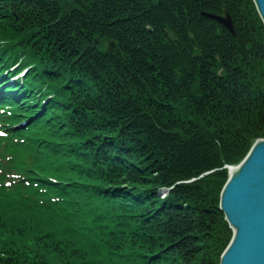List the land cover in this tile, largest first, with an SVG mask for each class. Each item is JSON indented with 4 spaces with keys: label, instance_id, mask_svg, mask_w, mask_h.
<instances>
[{
    "label": "trees",
    "instance_id": "16d2710c",
    "mask_svg": "<svg viewBox=\"0 0 264 264\" xmlns=\"http://www.w3.org/2000/svg\"><path fill=\"white\" fill-rule=\"evenodd\" d=\"M225 7L236 35L202 15ZM0 108V264H220L227 165L264 138V21L253 0H0Z\"/></svg>",
    "mask_w": 264,
    "mask_h": 264
},
{
    "label": "water",
    "instance_id": "95a60500",
    "mask_svg": "<svg viewBox=\"0 0 264 264\" xmlns=\"http://www.w3.org/2000/svg\"><path fill=\"white\" fill-rule=\"evenodd\" d=\"M253 1L264 21V0ZM202 15L218 21L236 35L227 7L222 14L202 11ZM190 37L197 49L194 36ZM227 167L229 178L221 193L220 209L233 229V237L220 264H264V138L255 141L239 164Z\"/></svg>",
    "mask_w": 264,
    "mask_h": 264
},
{
    "label": "rangeland",
    "instance_id": "374dc122",
    "mask_svg": "<svg viewBox=\"0 0 264 264\" xmlns=\"http://www.w3.org/2000/svg\"><path fill=\"white\" fill-rule=\"evenodd\" d=\"M25 72V71H24ZM24 72H22V73H20L19 75H20V78L22 77V74L24 73ZM17 78V76H14L12 79H11V83H13V81H15V80H17L16 79ZM1 89L3 90V87H1ZM24 93V91H22V92H20V96L22 95ZM15 96H17V95H15ZM19 96V97H20ZM22 125H24V123H22V124H20V126H22ZM4 222H11V220H9V218H7Z\"/></svg>",
    "mask_w": 264,
    "mask_h": 264
}]
</instances>
